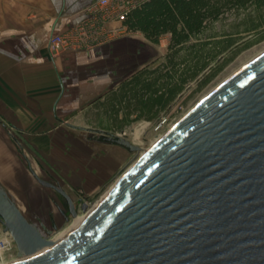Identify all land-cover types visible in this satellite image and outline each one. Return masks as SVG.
<instances>
[{
    "label": "water",
    "instance_id": "obj_1",
    "mask_svg": "<svg viewBox=\"0 0 264 264\" xmlns=\"http://www.w3.org/2000/svg\"><path fill=\"white\" fill-rule=\"evenodd\" d=\"M39 182L79 216L65 190ZM81 210L85 219L58 245L0 190V220L30 258L7 264H264V52L145 150L97 206Z\"/></svg>",
    "mask_w": 264,
    "mask_h": 264
},
{
    "label": "crops",
    "instance_id": "obj_2",
    "mask_svg": "<svg viewBox=\"0 0 264 264\" xmlns=\"http://www.w3.org/2000/svg\"><path fill=\"white\" fill-rule=\"evenodd\" d=\"M96 3L0 0V190L45 237L71 215L64 197L39 179L76 204L117 173L130 151L91 130L121 135L149 121L137 108L143 91L129 83L170 52L169 34L153 43L104 17L91 43L52 56L49 37L95 21Z\"/></svg>",
    "mask_w": 264,
    "mask_h": 264
},
{
    "label": "trees",
    "instance_id": "obj_3",
    "mask_svg": "<svg viewBox=\"0 0 264 264\" xmlns=\"http://www.w3.org/2000/svg\"><path fill=\"white\" fill-rule=\"evenodd\" d=\"M124 24L153 43L170 35L166 60L129 83L140 86L145 99L137 108L152 121L192 83L193 93L207 87L250 45L241 41L264 39V0H149L132 10Z\"/></svg>",
    "mask_w": 264,
    "mask_h": 264
},
{
    "label": "rangeland",
    "instance_id": "obj_4",
    "mask_svg": "<svg viewBox=\"0 0 264 264\" xmlns=\"http://www.w3.org/2000/svg\"><path fill=\"white\" fill-rule=\"evenodd\" d=\"M250 39L252 41L240 42L242 43L241 45H244V43H250V45L243 48L234 57V59L230 61L229 64H227V66L209 83L207 87H205L202 91L193 93L196 84L192 83L184 91V93L178 97V99L169 107L166 113L161 115V117L167 119L166 125H164L162 128L158 129V119L155 121L140 120L126 129L124 137L134 145L139 146L141 150L138 153L129 152L125 164L100 189L92 193L82 194L80 195V199H78L79 197H76V207L79 216L84 215L81 210L83 203H86L89 209L93 208V206L108 193V191L112 188L120 176L128 169V167L132 165L145 150L151 148L152 145H154L159 140V138L166 133L170 126H173L202 98H204L211 90L223 82L227 77L264 52V39L261 41H255V37ZM73 222L74 219L70 216L69 219L65 220L63 223H58L57 227L54 226L57 223H54L52 226L50 225L51 228L48 231H44V234L46 237L51 239L59 233L67 230L73 224ZM16 256H18V252L14 251V253L7 255V258L4 256L3 258L4 260H12V258H15Z\"/></svg>",
    "mask_w": 264,
    "mask_h": 264
},
{
    "label": "built area",
    "instance_id": "obj_5",
    "mask_svg": "<svg viewBox=\"0 0 264 264\" xmlns=\"http://www.w3.org/2000/svg\"><path fill=\"white\" fill-rule=\"evenodd\" d=\"M149 0H97L98 18L91 23H84L72 29L69 33L53 34L49 37L47 45L52 56H57L66 51H75L81 47L87 46L99 34L103 26V18L107 17L115 19L121 23H125L128 14L141 7ZM167 119L161 117L158 120V129L166 125ZM172 126H170L171 128ZM169 128V129H170ZM168 129V130H169ZM167 130V131H168ZM166 131V132H167ZM125 135V132L121 134ZM164 135V134H163ZM18 252L19 249L8 231L0 232V264L14 262L15 258L4 260L10 253Z\"/></svg>",
    "mask_w": 264,
    "mask_h": 264
},
{
    "label": "bare ground",
    "instance_id": "obj_6",
    "mask_svg": "<svg viewBox=\"0 0 264 264\" xmlns=\"http://www.w3.org/2000/svg\"><path fill=\"white\" fill-rule=\"evenodd\" d=\"M106 195H104L100 201H98L94 206H97L105 197ZM91 208V209H93ZM89 209V210H91ZM86 214H84L83 216H78L76 219H74L73 224L64 232L59 233L58 235H56L55 237L51 238V240L55 243H57L58 245L64 243L65 241H67L68 237L71 235V233L73 231L76 230V228L83 222V220L85 219ZM29 256H27L26 254L19 252L18 256L16 257L15 261H27L29 260Z\"/></svg>",
    "mask_w": 264,
    "mask_h": 264
}]
</instances>
